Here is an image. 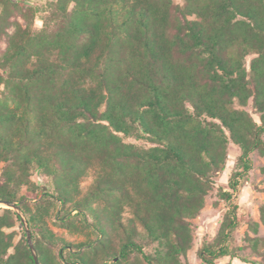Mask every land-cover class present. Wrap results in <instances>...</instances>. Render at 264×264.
<instances>
[{"label": "trees", "instance_id": "1", "mask_svg": "<svg viewBox=\"0 0 264 264\" xmlns=\"http://www.w3.org/2000/svg\"><path fill=\"white\" fill-rule=\"evenodd\" d=\"M43 1L0 0V202L41 264H184L231 143L230 209L199 256L264 264V237L245 238L260 262L230 246L264 156V0ZM0 264H35L12 209Z\"/></svg>", "mask_w": 264, "mask_h": 264}, {"label": "rangeland", "instance_id": "2", "mask_svg": "<svg viewBox=\"0 0 264 264\" xmlns=\"http://www.w3.org/2000/svg\"><path fill=\"white\" fill-rule=\"evenodd\" d=\"M47 1L56 0H44ZM37 28H42V23L37 22ZM251 111V108H250ZM264 139V136H263ZM130 143L142 144L143 142H137L133 139L128 140ZM241 155V150L234 144L229 145V158L227 162L226 170L216 178V184L214 190L210 193L206 200V206L200 215L192 220L194 228V244L193 248L188 252L187 257L184 259V264H204L203 260L199 256V250L205 242H213L226 215L230 209V203L221 199L219 189L228 188L231 176L240 171L237 166L238 159ZM252 169L244 176L241 184V188L238 193L235 194L233 203L239 206V226L233 233L230 246L232 249L244 248L239 253L251 261L260 262L261 257L254 254L252 250L246 247L247 243L245 238L250 237H264V226L260 227L259 233L254 234L250 228V221H260L261 208L264 205V156L260 155L258 151L251 154ZM33 181L36 182L42 189H46L53 192L52 179L42 175L39 172H34ZM93 176H90L85 182L84 186L89 185L92 182ZM0 209H9L3 205H0ZM60 234L66 236L69 240L75 241L77 237L70 236L68 233L54 228ZM82 239V238H80ZM79 239V240H80ZM146 252L154 253V247L145 248ZM118 260V259H117ZM116 262V261H115ZM216 264H246L238 259H231L229 257L220 259Z\"/></svg>", "mask_w": 264, "mask_h": 264}, {"label": "water", "instance_id": "3", "mask_svg": "<svg viewBox=\"0 0 264 264\" xmlns=\"http://www.w3.org/2000/svg\"><path fill=\"white\" fill-rule=\"evenodd\" d=\"M0 205H3V206H5L6 208H9V209L15 210L22 216L23 222H24V225H25L26 234H27V240H28L32 255L34 257L35 264H41L40 257H39L38 251L36 249V246L34 244L33 237H32V232H31V229L29 227V223L27 221L26 216L23 214V212L20 210V208H19V206L17 204H11V203H8V202H0ZM116 261H117V259H116Z\"/></svg>", "mask_w": 264, "mask_h": 264}]
</instances>
